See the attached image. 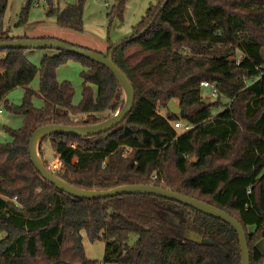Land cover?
I'll return each instance as SVG.
<instances>
[{"label": "trees", "instance_id": "trees-1", "mask_svg": "<svg viewBox=\"0 0 264 264\" xmlns=\"http://www.w3.org/2000/svg\"><path fill=\"white\" fill-rule=\"evenodd\" d=\"M33 1L16 27L29 24ZM166 1L150 6L114 54L135 88L126 120L94 137L53 135L40 147L50 143L64 166L57 175L77 188L155 185L229 213L245 227L251 263L264 264V0H168L149 27ZM45 2L59 29L84 33L85 1ZM125 4L109 18L122 20ZM7 7L0 0V41L30 39L6 28ZM26 51L0 50V110L24 116L20 129L6 128L10 141L0 142V264H241L238 235L219 219L152 195L78 200L44 180L29 154L37 129L99 124L124 103L106 67L60 51L37 67ZM71 60L86 67L79 105L73 85L57 75ZM38 75L37 92L30 86ZM203 83L216 88L217 102H204ZM17 88L26 91L22 105L8 100ZM222 99L225 110L215 116ZM173 100L182 114L163 116L159 109ZM176 122L193 128L179 133ZM83 232L105 243L102 262L88 259ZM189 233L215 245L190 242Z\"/></svg>", "mask_w": 264, "mask_h": 264}, {"label": "rangeland", "instance_id": "rangeland-1", "mask_svg": "<svg viewBox=\"0 0 264 264\" xmlns=\"http://www.w3.org/2000/svg\"><path fill=\"white\" fill-rule=\"evenodd\" d=\"M27 0H8V7L5 15V26L10 30L11 34L28 35L30 37L37 36L41 32L45 31L49 34H56L59 30L57 26L56 17L49 16V6L45 0H34L30 14H29V24L26 27L18 28L16 24L19 21V15L22 8L26 4ZM78 0H63L62 7L66 4H75ZM84 2V35L90 40H95L96 42H106V39H114L117 35L123 32H131L133 27L137 25L138 19H141L146 15L148 9L151 5H156L159 0H126L125 11L123 14V19L115 18L111 20L108 14L118 7L120 0H83ZM37 3L39 4L37 6ZM144 3L146 6H144ZM148 3V4H146ZM152 3V4H151ZM142 11H138L140 7L143 8ZM140 17V18H139ZM119 33V34H118ZM88 40V39H87ZM120 43V42H119ZM115 45V44H114ZM58 53L57 50L52 49H34L27 50L26 55L29 61L37 67H40L45 56H52ZM99 53V52H98ZM104 55L108 54V51L100 52ZM86 70V67L79 61L71 60L67 64L59 67L57 75L60 82L68 81L75 89L74 104L79 105L82 101L83 94V79L82 73ZM40 76L38 75L36 79L31 84L30 88L34 91H39ZM25 89L17 88L13 90L9 96L8 100L10 103L15 105H22L25 97ZM203 96L205 99L211 100L213 103L217 102V97L213 96L212 89L203 88ZM122 100L124 103L125 94L122 90ZM227 100L222 99V105L213 109V114L219 115L225 110ZM34 106L36 108H42L44 106V101L40 98L34 99ZM163 116H168L169 111L165 108L159 109ZM100 117H107L108 114L98 115ZM87 118V116H78L77 120H82ZM24 123V116L14 115L9 111L2 109L0 113V142L10 141V137L6 132V128L20 129ZM183 123V122H181ZM184 124V123H183ZM179 133H183L182 129L178 130ZM39 154L42 160L48 165V167L55 173L59 174L64 171V166L60 161L59 157L54 153L51 148L50 143H43L39 146ZM196 159H193V162ZM254 226H251L252 230ZM191 234V233H189ZM188 234V235H189ZM194 234V233H193ZM4 233L0 232V241L5 237ZM85 252L88 259L93 261L102 262L105 256L106 245L103 241L96 243H91L86 237V233L83 232ZM135 239L131 243H134ZM259 250L264 254V242L259 244ZM224 253L228 255L229 253L224 250Z\"/></svg>", "mask_w": 264, "mask_h": 264}, {"label": "water", "instance_id": "water-1", "mask_svg": "<svg viewBox=\"0 0 264 264\" xmlns=\"http://www.w3.org/2000/svg\"><path fill=\"white\" fill-rule=\"evenodd\" d=\"M167 3L168 0L161 6L160 10L156 14L153 22L149 25V27L153 25L161 11L166 7ZM120 45L121 43L115 44L111 48L109 55L105 56L98 52L76 47L72 44L57 39H26L9 42L0 41V50L52 49L60 52H65L70 55L86 58L92 62L98 63L106 67L113 74L125 94L123 108L116 114L99 124L85 126L49 125L37 129L32 135L29 143V154L36 170L40 173L42 178L46 180L49 184L55 186L58 190L78 200H103L124 195L135 194L152 195L180 203L206 216L219 219L231 226L238 235L242 257L241 264H252L251 251L249 248L245 227L237 218L233 217L229 213L215 206H212L191 196L181 194L167 188L158 187L155 185H126L110 190L101 191L83 190L63 180L61 177L55 174L49 167H47L45 162L42 160L39 154V146L41 145L44 139L58 134L81 138L94 137L106 133L119 126L126 120L129 114L132 112L136 98L135 88L129 77L121 70V68L114 61V54L116 50L120 47ZM204 102H206L208 105H211L213 103L211 100L208 99H205ZM167 109L170 114L176 116H180L183 112L179 104L174 100L168 104ZM195 237L196 239L194 240H188L193 243L204 244L207 246L215 245L214 242L208 239L203 240L200 234H197Z\"/></svg>", "mask_w": 264, "mask_h": 264}, {"label": "crops", "instance_id": "crops-1", "mask_svg": "<svg viewBox=\"0 0 264 264\" xmlns=\"http://www.w3.org/2000/svg\"><path fill=\"white\" fill-rule=\"evenodd\" d=\"M149 2H153V0H151ZM146 4H148V3H146ZM144 6H146L145 3H144ZM144 6H143V8L140 7L138 9V11L143 12V10H145ZM138 20L141 21V19H138ZM140 21H138L137 24H139ZM132 30H131V32H127V33L126 32H123L120 34L118 33L119 35H117L114 39L108 38V39H106V42H96L95 40L92 41L87 36H85L83 33H75V32H72L69 30H64V29L57 30L56 34H49V33H46L45 31H43L40 34H38L37 36H33V37L29 36V38L30 39H43V38L57 39V40L67 42V43L75 45V46L88 48L92 51L100 53V52L108 51V49L110 47V42H112L114 44H118L119 42L121 43L123 41L129 40V38L132 36Z\"/></svg>", "mask_w": 264, "mask_h": 264}, {"label": "built area", "instance_id": "built-area-1", "mask_svg": "<svg viewBox=\"0 0 264 264\" xmlns=\"http://www.w3.org/2000/svg\"><path fill=\"white\" fill-rule=\"evenodd\" d=\"M96 1H98V0H96ZM38 5L39 4L37 3V6ZM203 86H204V88H210V89H212L213 96L216 97L217 90H216V88L214 86H212V85H210L208 83H203ZM0 113H2V110H0ZM172 125L174 126V128L176 130L182 129L183 132H188V131L192 130V128H193L191 125L183 124L181 122L172 123Z\"/></svg>", "mask_w": 264, "mask_h": 264}, {"label": "flooded vegetation", "instance_id": "flooded-vegetation-1", "mask_svg": "<svg viewBox=\"0 0 264 264\" xmlns=\"http://www.w3.org/2000/svg\"><path fill=\"white\" fill-rule=\"evenodd\" d=\"M188 239H192V240H194V239H196V237H195L194 235H190V234H189Z\"/></svg>", "mask_w": 264, "mask_h": 264}]
</instances>
